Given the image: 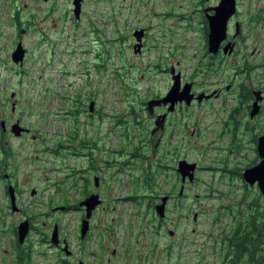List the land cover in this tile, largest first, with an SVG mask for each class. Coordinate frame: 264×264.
<instances>
[{"label":"flooded vegetation","instance_id":"obj_1","mask_svg":"<svg viewBox=\"0 0 264 264\" xmlns=\"http://www.w3.org/2000/svg\"><path fill=\"white\" fill-rule=\"evenodd\" d=\"M29 1L32 0H0V82L5 76L4 72L10 70L14 76H17V81L22 83L23 75L27 70L28 57L34 46L38 48L41 44H48V48L53 49L62 35L70 38L72 56L75 55L76 42L78 36L82 34L78 31L79 23L85 16L84 4L88 0H80L79 15L76 14V0H33L35 5H43L39 9L30 8ZM155 1H149V8H152ZM188 1V5L191 4L192 15L175 12L182 19L178 27L193 29L188 17H194L195 14L200 13L205 24L202 40L199 42L160 41L148 46V41H146L150 34L148 26L137 25L132 28V40L129 47L134 54L140 56L145 49L159 48L160 60L167 59V65L162 70L171 79L164 93H154L140 101L142 105L139 109H142V112L152 120L147 130L148 134L143 135V139L139 133L131 132L134 128L130 119L132 117L134 120L140 119V110L134 107L124 110L125 113L117 109L115 114L110 115L109 111L102 114V110L95 108V100L89 98L87 109L84 110H87L88 123L95 125V130L91 131L88 139L78 143L83 147L82 151L74 150L75 155L84 156L83 168L79 171H72L71 168L68 175L71 190L80 183L83 197L81 194L78 204H72V200L66 199L65 195L62 200L60 199L62 196L60 187H58L59 181H56L48 172L60 170V166L55 161L60 154L48 146V138L43 136L42 132L24 123L21 115L24 111L17 109L21 91L18 88V90H11L10 98L13 100L11 109L8 110L10 113L6 111L7 109H0V189H2L4 198L0 208L8 209L6 214L11 219L6 220L5 217L0 216V225L14 226L15 252H17L18 245L29 252L33 251L34 243L38 246L51 245L57 251L58 262L56 264H91L87 262L83 253L85 244L93 231L94 223L102 220V215L109 209L116 215L112 219L117 220L118 216L122 215L120 211L123 204L120 199L143 207V213L137 208L138 212L132 215H140L146 218L147 222L157 225L156 230L167 229L170 236H175L176 231L170 228V223L176 221L182 223L189 219V203L188 201L183 202L182 199L188 198L187 193L190 189L194 190L195 187L206 184V181H202L201 171L227 174L228 181L224 182L220 179L222 180L221 188L231 187L233 194H237L238 191L243 194L255 191L259 199L264 200V193L260 189L259 182L247 180L244 175L246 170L253 168L264 159L258 148L259 139L264 136V37L261 43L244 40L246 30L249 28L254 30L258 26H261L262 36H264V0H260L261 5L251 4L250 2L254 0H236L234 13L226 24V37L217 45V48H213L212 43L209 42L210 26L208 24L209 17L214 14V8L218 6L220 0L216 2L213 0ZM171 4L172 0L170 9ZM163 10L156 13L163 12L162 14L167 17L174 15V12L170 10ZM183 21H185L184 24ZM171 29L173 31V27ZM163 32L165 33L164 30ZM31 35L34 38H31ZM32 40L34 43H31ZM162 47L164 52H161ZM248 50H251L250 55H248ZM105 53V58H108L109 51L106 50ZM68 55H71V52ZM250 56L255 58L256 63L251 62ZM171 57H174V60L168 62ZM184 59H187V62ZM101 65L104 66L99 61L96 67ZM229 70L233 72L230 76L234 79L229 84L223 79L220 84L215 80L210 85L206 84L205 79L211 78L209 76H220L227 71L230 72ZM255 72L260 73L258 79V82L261 81L260 84L249 81L245 86L236 80L238 75L251 80V74ZM202 80L205 81L202 83ZM236 82L238 83L237 88L235 87ZM234 88L238 92L235 98L238 99L239 105L234 109H220L224 111V117L221 121L219 138L222 140L226 134L230 135V146L225 149V146L217 145V152L225 149L223 157L209 155L204 150V145L200 144V137L197 138V127L190 128L189 122L196 114L198 121L202 114H217L219 109H205L204 105L212 104L214 101L223 104L228 97L227 94L233 93ZM248 93L250 96L247 95ZM256 99H259L257 100L259 108L253 113ZM133 111L138 115H134ZM105 117H110L112 121L110 122ZM193 122H197L196 118ZM15 124L19 126L14 129ZM16 141L15 150L13 146ZM29 142L31 144L41 143L40 154L24 155L19 163L16 159V152L19 153L18 156H21L23 152L29 151ZM36 162L37 164L34 165ZM23 165L33 167V172L39 173L36 180L34 175L32 178L28 176L24 185L21 184L19 175H17ZM76 172L80 174L78 183L77 178L72 182V177L76 175ZM30 182L36 185L30 186L28 192ZM124 187L126 195L118 197L120 196L118 191ZM221 188L216 189V193L224 195V189ZM24 192L29 193L31 201H27L23 206L20 201ZM93 194H97L101 202L92 208L91 216L88 218L89 227L82 236L81 223L86 217L87 207L81 205L80 202ZM195 194L198 195L197 192ZM165 197L167 199L163 214H160L157 207ZM13 198L15 205L11 201ZM247 201L245 198L237 197L233 200L234 208H232V203L229 206H218L216 224H223L222 217L230 216L232 219L235 217L233 214L238 215L237 211H234L239 209V205L250 206L251 201ZM68 209L78 213L79 216L75 236L77 246L61 232L59 216ZM242 212L239 210V213ZM99 213L101 216L97 217ZM199 214L200 212L195 211L191 220L197 222ZM236 219L233 222L235 225ZM26 220L29 222V232L21 242L18 240L17 226ZM56 226H58L59 233L56 242H53L51 237ZM225 229L224 226L217 230L222 234L218 237L219 240L230 232ZM34 230L38 233H35L36 238L32 239L31 232ZM40 250L45 251L44 247ZM105 251L107 252V249ZM117 254L118 250L115 248H112L113 258L111 259L108 257L103 260L97 254L93 264H107ZM134 257V264H157L154 260L156 256L152 251L135 253Z\"/></svg>","mask_w":264,"mask_h":264},{"label":"rangeland","instance_id":"obj_2","mask_svg":"<svg viewBox=\"0 0 264 264\" xmlns=\"http://www.w3.org/2000/svg\"><path fill=\"white\" fill-rule=\"evenodd\" d=\"M149 1L88 0L84 4L85 16L82 17L79 23L78 31L82 34L78 36L74 56H72L70 38H65V35H62L53 49H49L48 44H41L38 48L34 46L30 57H28L27 70L23 75L22 83L17 81V76H14L10 70L4 72L5 76L0 82V109H7L6 111L10 113L8 110L11 109L13 100V98H10L11 90L19 89L21 91L17 109H23L24 112L21 115L24 123L42 132V135L48 138V146L60 154L56 159L54 157L57 165L60 166V170L48 172L56 181H59L58 187L61 190V200L64 195L69 201L72 200L74 205L81 200L79 199L82 194L80 183L71 190L68 175L71 168L72 171H79L83 168L84 156L82 154L75 155L74 150L82 151L83 147L78 143L88 139L91 136V131L95 130V125L92 126L88 123L87 110H84L87 109L89 98L95 100V108L102 110V114L109 111V114L112 115L117 113L115 111L117 109L125 113L124 110L133 109L134 107L140 110V119L137 117L135 118L138 120H134V117L129 119L134 128L131 132L139 133V136H142L143 139V135L148 134L147 130H149L152 120L142 112V109H139L142 105L140 101L154 93H164L170 84L171 79L162 70L167 65V59L160 60L159 48L145 49L142 55L136 56L129 47L132 40V28L137 25L148 26L150 32L148 40H146L148 46L153 42L159 43L160 41L199 42L202 40L205 23L200 13L195 14L194 17H188L193 29L178 27L182 19L175 12L188 16L192 15L191 4L188 5V0H172L171 9V0H156L152 4V8H149ZM216 1L213 0V2ZM250 3L261 5L262 1L254 0ZM29 5L30 8L35 9L43 6L41 4L35 5L33 0L29 1ZM163 9L174 12V15L167 17L162 14L163 12L156 13ZM184 23L185 21H183ZM171 27H173V31ZM262 35L261 26L254 30L249 28L245 32L244 40L261 43L264 37ZM54 36L56 37V34ZM30 37L34 38L33 35ZM31 43H34V40ZM106 50L109 51L108 58L104 56ZM250 51L248 50V55H250ZM69 52H71V55H68ZM161 52H164L163 47ZM250 59L251 62L256 63L254 57ZM173 60L174 57H171L168 62ZM99 61L104 66L101 65L97 68L96 64ZM184 61L187 62V59H184ZM229 71L220 76H209L211 78L205 79L207 80L206 84L210 85L213 80L220 84L222 79L227 80V84H229L231 80H234L230 76L233 75V72ZM259 74V72L251 74V80L238 75L236 80L242 82L245 86L249 81L250 83L254 81L256 84H260L261 81L258 82ZM205 80H202V83ZM235 87H238L237 82ZM236 88H234L233 93L227 94L228 97L223 104L214 101L212 104L204 105L205 109H219L217 114H202L199 121L196 114L192 116L193 118L189 122L190 128L197 127V138L200 137L199 142L204 145V150L209 155L223 157V152L230 146V135L226 134L222 140L219 138L221 121L224 117V111H220V109H234L239 105L238 99L235 98L238 94ZM133 113L138 115L135 111ZM124 116L128 118L126 115ZM194 118L197 122H193ZM107 120L112 121L110 117ZM190 128L189 132L191 131ZM72 139L76 140L73 141ZM136 140L138 141V138ZM16 145L17 141L13 146L15 150ZM29 145V151L23 152V155L18 156L19 153L16 152V159L19 163L23 160L24 155L32 154L34 156L40 154V142L34 144L29 142ZM217 145L225 146L224 151L217 152ZM231 159L233 160V157ZM36 164L37 162L34 163V165ZM33 169V167L25 165L21 167L17 175H19L22 185H24V181L28 176L32 178L34 175L35 180L38 178L37 174L39 173L33 172ZM200 175L203 178L202 181H206V184H201L199 187H195L194 190L190 189L187 193L188 198L182 199L183 202L188 201L189 203V219L182 223L179 221L170 223V228L176 231L175 236H170L167 229L156 230L157 225L147 222V219L140 215H132L138 212L137 208L143 213V207H139L125 199H120L123 204L120 211L122 215L118 216L117 220L112 219L116 215L111 213L112 210L109 209V211H105L107 213L102 215V220L94 223L93 231L85 244V252L83 253L86 260H88L87 262L93 264L97 254L103 260L108 257L111 259L113 258L111 255L112 248H115L118 250V254L107 264H134L135 253H148L151 251L156 256L154 260L157 264H220L227 245L225 246L219 240L218 237H221L222 234L217 230L225 226L228 231L232 232L231 230L235 227L233 222L238 215L233 214L235 217L232 219L230 216L222 217L223 224H216V208L220 205L229 206L231 203L233 205V200L237 197L252 201L254 197H257V193L251 191V193L243 194L238 191L237 194H233L231 187L224 186V188H221L222 180L220 179H223L224 182L228 181L226 179L227 174L223 175L220 172H213L212 174L208 171H201ZM79 177L80 174L76 172V175L72 177V182L77 178L78 183ZM34 182L28 184V192L30 186L36 185ZM219 188L224 189V195L216 193V189ZM212 189L214 191H211ZM205 191L207 192L205 193ZM28 192H24L21 197L20 203L23 206L27 201H31ZM118 193L120 195L118 197L126 195V188H121ZM3 201L2 189H0V205ZM263 202L264 200L261 201L262 205ZM245 205H239V209L234 212L242 210V213L248 215L251 205H246L248 208ZM232 208H234V205ZM195 211L200 212L197 222L191 220ZM6 213H8V209L0 208V216L5 217L6 220L11 219ZM13 216L16 217L17 215ZM100 216L99 213L97 217ZM59 219L62 234L70 238L77 246L75 236L78 226L76 223L79 219L78 213L68 209L60 214ZM237 222L238 218L236 224ZM11 226L9 224L0 225V232L6 231V233L0 234V261L3 264H11L15 256L13 240L15 239V232L13 231L14 226ZM31 233L33 235L32 239L36 238L34 235L38 232L34 230ZM41 247H44L45 251H41ZM56 252L51 245L38 246L34 243L31 264H56L58 262Z\"/></svg>","mask_w":264,"mask_h":264},{"label":"trees","instance_id":"obj_3","mask_svg":"<svg viewBox=\"0 0 264 264\" xmlns=\"http://www.w3.org/2000/svg\"><path fill=\"white\" fill-rule=\"evenodd\" d=\"M249 205V214L237 212V224L221 240L227 247L220 264H264V202L257 196ZM31 256L32 252L18 245L11 264H31Z\"/></svg>","mask_w":264,"mask_h":264},{"label":"water","instance_id":"obj_4","mask_svg":"<svg viewBox=\"0 0 264 264\" xmlns=\"http://www.w3.org/2000/svg\"><path fill=\"white\" fill-rule=\"evenodd\" d=\"M236 0H220V3L218 6L214 8L215 12L212 16L209 17V24L210 31H209V42L212 43L213 48H217V45L224 40L227 34V25L228 20L230 16L234 13L235 10V4ZM81 1L76 0V14L79 15V10H81ZM139 36V35H138ZM173 90H171L172 92ZM259 99L255 100L254 103V111L255 113L257 109L259 108L258 101ZM19 124L14 125V129L18 128ZM259 153L261 156H264V136L259 139ZM245 179L251 180L252 182L258 181L261 191L264 193V159L259 164H256L253 168L246 170L245 172ZM12 189V188H9ZM97 194H93L86 199L82 200L80 202L81 205L86 206V217L84 218L83 222L81 223V235L84 236L88 227H89V221L88 218L91 216V210L92 208L96 207L97 204L101 202V200L97 197ZM166 197L163 199V202L158 205V212L163 214V207L166 202ZM14 198L11 200L13 202V205H15V201H13ZM18 227V240L23 242V239L27 236L29 232V222L23 221L19 224ZM59 233L58 226H56L52 232V241L56 242L57 236ZM67 249V247H66Z\"/></svg>","mask_w":264,"mask_h":264}]
</instances>
